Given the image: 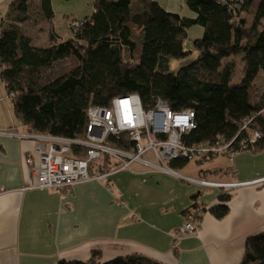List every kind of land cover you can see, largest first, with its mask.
<instances>
[{"label": "trees", "instance_id": "trees-1", "mask_svg": "<svg viewBox=\"0 0 264 264\" xmlns=\"http://www.w3.org/2000/svg\"><path fill=\"white\" fill-rule=\"evenodd\" d=\"M52 0H38L39 14L51 19ZM194 16L165 10L155 0H93L91 15L80 18L71 36L36 46L21 26L30 19L32 0H12L0 18V79L12 103L15 118L31 134L81 138L86 108L106 105L117 95L136 93L144 109L157 98L171 110H194L195 127L181 135L191 146L231 140L238 152L258 153L264 148V85H255L264 70V0H183ZM202 27L199 37L187 30ZM196 55L170 70L172 60ZM240 54L242 66L234 82V64L223 59ZM70 65L52 72L56 62ZM257 89H256V88ZM259 137L251 140L254 132ZM113 147L130 149L125 133L109 135ZM86 147L71 144L70 155L83 157ZM210 154L204 161L218 157ZM188 159L172 158L175 170ZM229 190L208 207L216 218L229 207ZM195 197V196H194ZM204 205L194 202L185 217H200ZM93 250L88 260L61 258L56 264H166L142 254L118 255L101 261ZM238 264H264V232L246 237Z\"/></svg>", "mask_w": 264, "mask_h": 264}, {"label": "crops", "instance_id": "crops-1", "mask_svg": "<svg viewBox=\"0 0 264 264\" xmlns=\"http://www.w3.org/2000/svg\"><path fill=\"white\" fill-rule=\"evenodd\" d=\"M92 1L52 0L53 16L46 19L39 14L38 0H32L34 13L21 26L36 46L50 44L51 35L63 40L58 26L68 29L71 18L91 15ZM155 1L169 12L194 16L183 0ZM11 2L0 0V18ZM187 34L190 39L199 37L202 27L194 25ZM176 66L173 60L169 64V68ZM3 102L0 96V264L88 260L93 250L99 252L101 261L138 253L166 264H238L246 237L264 232V148L258 153L225 155V161L219 157L204 161L192 173L180 172L186 166L174 169L178 175L136 163L134 170H119L106 179L92 178L68 188H26V156H35L37 140L2 133L30 134L15 118L12 103L6 107ZM95 167L103 171L105 166L100 162ZM183 176L253 182L223 189ZM260 178L263 180L254 182ZM223 190H229V211L216 218L208 207L219 202ZM194 202L206 209L193 219L194 232L179 235L188 220L184 211Z\"/></svg>", "mask_w": 264, "mask_h": 264}, {"label": "built area", "instance_id": "built-area-1", "mask_svg": "<svg viewBox=\"0 0 264 264\" xmlns=\"http://www.w3.org/2000/svg\"><path fill=\"white\" fill-rule=\"evenodd\" d=\"M82 20L71 18L68 27L78 28ZM86 130L81 138H65L44 134L2 133L18 137H32L37 140L35 156H26L29 183L26 188L43 187L50 189L68 188L78 182L92 178L103 180L119 170H134L136 163L150 170L178 174L166 163L168 159L182 158L202 160L210 154H224L233 157L238 151L231 147V140L218 138L212 143H198L187 146L181 135L195 127L194 110H171L166 101L157 98L152 107L144 109L136 93L117 95L108 104L90 103L86 108ZM125 133L133 141L130 149L113 147L107 143L109 135ZM259 137L256 131L251 140ZM71 144L85 146L83 157L70 155ZM106 161V167L95 169L94 161ZM91 168V169H90ZM102 168V167H101ZM94 169L93 174L90 171ZM186 180L203 186L230 189L247 182H216L183 176ZM263 179H256L260 182ZM178 230V234L195 231L193 218Z\"/></svg>", "mask_w": 264, "mask_h": 264}, {"label": "rangeland", "instance_id": "rangeland-1", "mask_svg": "<svg viewBox=\"0 0 264 264\" xmlns=\"http://www.w3.org/2000/svg\"><path fill=\"white\" fill-rule=\"evenodd\" d=\"M31 11H32V14H33L34 13L33 2L31 3ZM57 23H59V21H57ZM58 25H60V24H58ZM58 27L60 28L59 31L62 33L61 35H63V40H65V39H67V38H69L71 36L72 33H71L70 28L66 29V28H63L62 26H58ZM193 56L194 55H190V56H188L186 58H182V59H179V60H173V62L177 63V66L174 67V68H170V70L177 69L179 64H183V63L189 61ZM222 62H223V64H225L226 62L234 64V72L235 73H234L233 81L234 82L238 81L239 76H240V69H241V66H242L241 55L240 54L232 55V56H230L228 58L223 59ZM69 65H70V60H68V59L60 60V61L56 62L55 66L52 69V72H56V71H58V70H60L62 68H66ZM170 66L172 67V65H170ZM255 85H256V87L258 89H261L263 87V85H264V70H262L260 72V76L256 79ZM0 96L2 97V99L4 101L3 102L4 106H6V107L11 106L10 98L7 95V93L5 91V88L3 87V84L1 83V81H0ZM218 157L219 158H223L224 161L227 158L224 154H220ZM100 162H101L102 165H106V161L104 162V161H100V160L94 161L92 165L96 166ZM202 165L198 164L194 159H192V160L188 161V163L185 165L186 167L184 169H182L181 171H180V169H178V171H180L182 173H192V172H195L196 170L202 168Z\"/></svg>", "mask_w": 264, "mask_h": 264}]
</instances>
